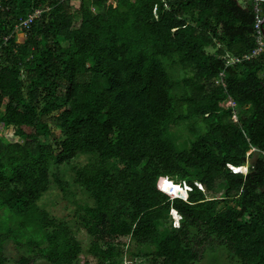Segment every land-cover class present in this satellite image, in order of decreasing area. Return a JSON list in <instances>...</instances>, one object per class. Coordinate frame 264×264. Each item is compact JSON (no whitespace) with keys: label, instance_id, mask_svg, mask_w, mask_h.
I'll return each mask as SVG.
<instances>
[{"label":"trees","instance_id":"obj_1","mask_svg":"<svg viewBox=\"0 0 264 264\" xmlns=\"http://www.w3.org/2000/svg\"><path fill=\"white\" fill-rule=\"evenodd\" d=\"M108 1L0 0V126L23 142L0 136V212L22 220L0 231V264L7 242L24 250L17 264H77L84 252L123 264L125 249L138 264H199L216 248L227 264H264V49L245 58L253 8ZM174 128L194 137L187 147ZM79 155L92 160L69 182L63 166ZM166 178L191 187L187 201L161 191ZM54 188L87 198L73 215L87 248L43 207Z\"/></svg>","mask_w":264,"mask_h":264},{"label":"rangeland","instance_id":"obj_2","mask_svg":"<svg viewBox=\"0 0 264 264\" xmlns=\"http://www.w3.org/2000/svg\"><path fill=\"white\" fill-rule=\"evenodd\" d=\"M86 1V0H85ZM108 5H113L116 6V0H109ZM42 11L41 10H36V14H40ZM17 44H22L23 40L25 38V35L22 32L17 33ZM222 76L218 79V83H223L222 81ZM229 100L227 102H224L221 104V107L227 109L229 107H233L231 104H229ZM233 120L235 122L238 121V117H233ZM178 129V128H177ZM174 128V133H175V142L177 145L180 147H187L190 144V141L194 139V137L190 136L189 131L185 129H179L177 130ZM60 140L64 139V132H61L59 130L54 129L53 131ZM0 136L6 138L10 142H16L18 141V138L14 136V130L13 129H8L4 130L3 126H0ZM20 144L23 142L21 140L18 141ZM92 160V157L86 156V155H79L75 159L70 161L69 165L63 166V169L65 170L66 174V179L69 182H72V177H73V172H71L73 166H82L87 164ZM247 171L243 170L244 173L247 174L248 172V166L246 168ZM76 188L74 187L73 191L76 192ZM81 197V198H80ZM79 199H82L83 201H86L87 198L85 196H80L78 194L77 197H69L68 199H64L63 195L56 189L54 188L52 190V194L50 193L47 195L43 201V207L45 209H48L52 215L58 217L59 219H65L70 223V226L73 228L76 234V238L79 239V241L82 242V244L87 248V246L90 244L91 239L87 235V231L84 229V227L79 226L77 223L78 220V213L73 217L75 212L77 211L76 207L77 205L75 202H79ZM54 201V202H53ZM53 202V204H52ZM91 202V201H89ZM49 203V204H48ZM48 204V205H46ZM223 206L219 208L221 210ZM83 215V212H81ZM21 218L20 219H12L10 216V213L8 210H2L0 212V231L4 232L5 230H9L10 228H16L19 229L20 223H21ZM177 223H175L176 225ZM127 242H129L127 240ZM84 247V248H85ZM133 251L137 250L135 246L131 245L130 247ZM128 249H125V258H124V264H138V260H134L130 257L128 254ZM136 252V251H135ZM24 254V250L20 249V251L12 244V242H7L4 248V253L2 255L3 258L7 259L6 264H17L19 258ZM227 256H230L225 249L223 248H216L214 250L209 249L207 250L206 256L204 260L199 263V264H227L225 261L228 262V259L226 258ZM31 264V263H30ZM36 264H47L43 261H37ZM77 264H99V261L95 259V257L87 254L84 252L81 255V258Z\"/></svg>","mask_w":264,"mask_h":264},{"label":"built area","instance_id":"obj_3","mask_svg":"<svg viewBox=\"0 0 264 264\" xmlns=\"http://www.w3.org/2000/svg\"><path fill=\"white\" fill-rule=\"evenodd\" d=\"M244 2L248 3L251 5V7L253 8V12H254V17H255V33L253 35L254 40L257 44L256 49L253 51L251 57H246L247 59H250L252 57H255L257 55H259L260 53L263 52L264 49V10L262 7V4L264 3V0H244ZM42 13V12H41ZM41 13L38 14H34L33 16H30V18L28 19V21H26L24 23V25H28L29 23L33 22L35 19L39 18ZM231 60V61H230ZM229 63H234L237 60L236 59H230ZM222 78H223V74H221ZM229 104H231L233 107L235 106V104L233 102H229Z\"/></svg>","mask_w":264,"mask_h":264},{"label":"clouds","instance_id":"obj_4","mask_svg":"<svg viewBox=\"0 0 264 264\" xmlns=\"http://www.w3.org/2000/svg\"><path fill=\"white\" fill-rule=\"evenodd\" d=\"M234 107H235V106H234ZM234 107H232V108H234ZM235 116H236V115H234L233 117H235ZM233 117H232V119H233ZM229 168L232 170V172H233L234 174H246V173H242L241 171H239V172L237 171V170H239V169H241V168H234V167H232V166H229ZM166 182L171 183L173 187H180L182 190L185 189L186 194H187V198L184 200V199H182V198H177V197L173 196L170 192H167V193H166V192L163 190V187H162V185L164 186V184H165ZM196 186H198L197 183H196ZM160 189H161V191H162L163 193H165L166 195H168L172 200L180 199V200H183V201H187L188 196H189V192H191V187H190L187 183L182 182V184H175V182L171 181V180L168 179V178H166V179H164V180L162 181V183H161V188H160ZM170 213H171V216H172V219H173V226H174L175 228H179V227H180L181 216L179 215L178 211L175 210V209H172ZM175 223H177V224L175 225ZM123 264H124V263H123Z\"/></svg>","mask_w":264,"mask_h":264},{"label":"bare ground","instance_id":"obj_5","mask_svg":"<svg viewBox=\"0 0 264 264\" xmlns=\"http://www.w3.org/2000/svg\"><path fill=\"white\" fill-rule=\"evenodd\" d=\"M243 170L247 171L246 168H243L242 171ZM162 187L166 193L170 192L173 196L177 198H182L184 200L187 198V194L184 189L182 190L180 187H173L172 184L169 182H166L164 186L162 185Z\"/></svg>","mask_w":264,"mask_h":264},{"label":"crops","instance_id":"obj_6","mask_svg":"<svg viewBox=\"0 0 264 264\" xmlns=\"http://www.w3.org/2000/svg\"><path fill=\"white\" fill-rule=\"evenodd\" d=\"M253 39H254V37H253ZM254 43H255V45H257L256 42H255V40H254ZM256 47H257V46H256ZM233 58H235V57H233ZM233 58H232V59H233ZM235 59H236V58H235ZM231 102H233V101H231ZM235 106H236V105H235ZM230 108H231V107H230ZM234 108H235V107H234Z\"/></svg>","mask_w":264,"mask_h":264}]
</instances>
